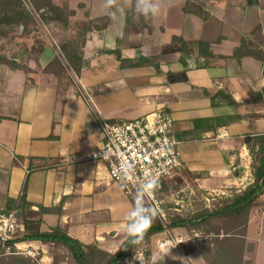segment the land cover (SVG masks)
<instances>
[{"label":"crops","instance_id":"obj_1","mask_svg":"<svg viewBox=\"0 0 264 264\" xmlns=\"http://www.w3.org/2000/svg\"><path fill=\"white\" fill-rule=\"evenodd\" d=\"M186 1L207 14L183 12ZM118 2L124 12L110 17L106 9L95 10L93 0H75L88 19L108 18L106 28L86 34L80 74L61 86L42 72L28 81L15 77V91L5 88L15 94V106L0 108V209L11 208L25 184L27 208L48 209L40 214L41 232L59 225L71 238L109 254L126 239V216L133 206L122 187L107 179L105 165L90 158L101 141L99 121L167 110L180 141L181 167L174 182L180 190L223 196L252 183L245 137L264 133V101L249 99L250 92L264 87V58H217L202 67L189 57L183 64L178 44L171 42L172 36L202 40L216 56H230L247 38L264 52V7H255L257 0H175L149 20V30L137 20L127 21V0ZM115 50L121 58L156 55L158 70L152 65L122 68ZM46 51L48 46L38 60L41 69L53 58ZM79 87L88 98L78 94ZM26 169H31L28 174ZM261 197L264 192L259 204ZM250 214L247 227L260 215ZM162 240L151 251L167 248ZM20 246L28 253L6 254L4 260L53 264L49 244L24 240ZM170 251L179 259L168 256L163 264H207L198 251L186 254L181 246Z\"/></svg>","mask_w":264,"mask_h":264},{"label":"trees","instance_id":"obj_2","mask_svg":"<svg viewBox=\"0 0 264 264\" xmlns=\"http://www.w3.org/2000/svg\"><path fill=\"white\" fill-rule=\"evenodd\" d=\"M29 2L33 10L31 8L27 10L24 9L21 0H0V27H11L23 24L33 19V12L38 14L39 11H42L38 14L40 15L39 19L41 21L44 18L55 23L59 22L63 25H66L69 18L75 15V10L67 6L63 7L58 5L54 3L53 0H29ZM78 7H83V5L79 4ZM182 10L185 13L192 12L203 17L207 14L202 10L201 6L190 1H186ZM131 15L132 12L129 10L127 12V21L129 20V22L133 18ZM84 16L86 20L82 22L83 32L80 43L79 40H75L61 45L59 52L62 57L54 55L51 61L44 67L43 73L51 74L57 79L64 76L66 73L67 75L69 74V78H71V74L76 76L80 74L83 64L82 47L85 42L86 34L93 30H102L106 28L108 24V18L106 16L97 19H88L87 11H85ZM135 24L147 30L150 29L149 20L145 21L140 19L137 20ZM0 33H2L1 30ZM171 42L178 44L181 53L180 61L183 64H186V59L192 56H195L197 59L202 58V61L196 64V66L202 67L207 66L209 62L217 58L239 59L244 56H251L259 60L264 58L262 48L247 38L241 39L240 44L234 48L230 56H216L210 50L209 44L202 40H185L181 36H172ZM78 47L80 48L79 50L77 49ZM113 53L120 61V67L122 68L152 65L158 70V56L156 55L144 56L137 54L136 57L130 59L121 58V54L118 50L113 51ZM0 61L10 65V62L4 57L0 58ZM13 64L14 67L12 68H19L17 63ZM77 92L80 94L79 90ZM249 99L253 102L264 101V87L257 92H250ZM229 102L234 104L231 99H229ZM245 143L252 160L250 164L253 178L252 183L238 192H233L231 196H221L222 204L212 209L202 208L194 210L190 214L172 213L169 216L167 215L168 211H166L165 221H163L164 218H162L157 211V216L145 237L144 245L149 244L151 236L163 231L170 232L175 228H184L187 230L196 229L198 231L201 230L200 233H204L205 237L212 234L213 239L209 241L206 240L204 244L198 248L192 247L187 251L183 248L186 254L192 251H198L207 264H249L248 260L244 261V253L252 251V244H247L248 242L246 241L245 235L250 212L254 207L259 205V198L264 192V133L246 136ZM169 184H171L170 180L159 181V186L154 191L155 194L164 193L169 187ZM21 191L22 195L15 202L16 204L18 201L20 218L25 227V232L21 240H39L49 245L61 246L70 254L76 264H125V260L130 258L134 246L127 242V237L115 253L109 254L97 249L95 246L84 245L78 240L71 238L67 235L66 229L59 225L52 227L50 231L41 232L39 230V224L41 222L40 214L48 209L41 208L39 212L30 211L24 199L25 184ZM129 198L133 206L135 197ZM221 219L231 220L233 223L231 228L222 233L217 231V229L211 231L209 227L212 220ZM246 245L251 246V248H245ZM125 248H127V250H125ZM147 255H149V252H147ZM4 256L5 255H1L0 264H27V260L23 258H9L8 260H4ZM58 262L59 260L56 262L53 254V264H58Z\"/></svg>","mask_w":264,"mask_h":264},{"label":"rangeland","instance_id":"obj_3","mask_svg":"<svg viewBox=\"0 0 264 264\" xmlns=\"http://www.w3.org/2000/svg\"><path fill=\"white\" fill-rule=\"evenodd\" d=\"M21 2L26 10L28 9L26 4H28L30 8L32 7L29 0H21ZM53 2L75 10V15L69 18L66 25L59 22L55 23L44 18H41V21L39 19L40 15L38 14L42 11H39L38 14L33 12V19L23 24L11 27H0V30L2 31V33H0V58L4 57L10 62L9 65L0 61V92L4 93L0 95V108L5 105L11 107L12 103L15 106V94L9 95L8 93H5V88H7V86L12 87V89L14 88L15 91V81H17L15 80V77L18 81H22L25 76V79L28 81L35 79L38 76L37 74H40L44 70V68L41 69L39 66L38 60L40 59L41 54L43 55L41 52L45 46H48V49L53 56H61V53L59 52L61 45L75 40H79L80 43L83 32L82 22L86 20L84 16L86 10L85 7H78L79 3L75 4V0H53ZM93 3L95 5V10L101 11L105 9L103 7L104 0H93ZM31 9L33 10V8ZM131 17H133V14ZM133 19L134 18H132V20ZM41 47L43 48L40 49ZM77 49L79 50L80 48L78 47ZM50 51H46V53L48 52V54H50ZM190 58H194L195 64L200 61L195 56ZM13 63H17L19 68H12L14 67ZM15 70L18 71L15 72ZM68 75L66 73L64 76L57 79L60 86L62 83H71L73 79H75L74 74H71V78H69ZM251 161L250 157V163ZM173 179L174 177L170 179L171 184L168 185L169 187L164 193L161 192L158 194L159 196L155 194L156 199L160 202V208L164 212L163 221L166 219V211H168V216L172 213L190 214L194 210L202 208L212 209L222 204L221 196L223 195H216L214 193L205 194L204 192H198L195 190L194 192H189L187 189L180 190V187L177 186ZM260 202L261 204L252 209L260 214L255 221L257 224L251 222L246 228V241L248 242L247 244H252V251L244 253V261L248 260L249 264H264V219H262V222L260 223L261 214L264 215V198L261 197ZM232 224V221L229 219L212 220L209 228L211 231L217 229V231L222 233L223 231L230 229ZM200 232L201 230L179 228L173 229L170 232L163 231L156 236L154 234L148 245L143 244L138 246L139 253L140 255H147V252L154 248L153 245L155 242L164 239L168 234L182 239L180 246L182 250L184 248L186 251L192 247H201L206 240L209 241L213 239L212 234L205 237V234H201ZM249 245H246L245 248H251ZM49 253L52 255V260L54 254L56 262L59 260L66 262V264H76L70 254H68V252L61 246L49 245ZM135 254L136 252L134 249L131 252L130 258L125 260V264H139V261L133 259Z\"/></svg>","mask_w":264,"mask_h":264},{"label":"built area","instance_id":"obj_4","mask_svg":"<svg viewBox=\"0 0 264 264\" xmlns=\"http://www.w3.org/2000/svg\"><path fill=\"white\" fill-rule=\"evenodd\" d=\"M26 5L30 9L28 4ZM78 90L81 96L88 98L86 89L80 87ZM99 125L101 141L90 158L105 165L107 179L119 184L128 197H135L137 184L145 177L152 176L158 182L170 180L181 167L180 141L174 135L173 118L167 110L157 108L140 117L114 122L101 120ZM71 160L78 159L71 157ZM122 160L134 166V176L129 177L127 181H121L113 174V169L119 166ZM30 170L26 169V173ZM21 195L22 191L19 197ZM146 199L163 218L164 212L155 192H151ZM24 232L18 201L11 208L0 209V255L27 252L20 246ZM181 242L182 239L168 234L160 241V245L176 247L180 246Z\"/></svg>","mask_w":264,"mask_h":264},{"label":"clouds","instance_id":"obj_5","mask_svg":"<svg viewBox=\"0 0 264 264\" xmlns=\"http://www.w3.org/2000/svg\"><path fill=\"white\" fill-rule=\"evenodd\" d=\"M165 3L168 7H172L175 4V0H127L134 20L143 19L145 21L159 16ZM254 6L264 7V0H257ZM103 7L107 10L110 17H117L124 12V8L119 4L118 0H104ZM113 174L121 181H127L129 177L134 176V166L130 162L122 160L119 166L113 169ZM158 186V180L152 176L145 177L142 181H139L135 192L134 205L126 216L127 223L124 234L128 238L127 242L134 246L136 254L133 259L139 261V264H163L168 256L173 260L179 259L171 255L172 246L165 248L163 251H148L149 255H140L139 253L138 246L145 243L147 232L157 216L156 209L148 203L146 198Z\"/></svg>","mask_w":264,"mask_h":264}]
</instances>
